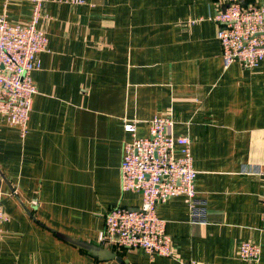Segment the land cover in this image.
<instances>
[{"label":"crops","instance_id":"obj_1","mask_svg":"<svg viewBox=\"0 0 264 264\" xmlns=\"http://www.w3.org/2000/svg\"><path fill=\"white\" fill-rule=\"evenodd\" d=\"M263 0H243L258 4ZM226 0H47L49 35L32 72L38 88L29 129L0 116V187L8 220L0 264H264V61L224 67L214 20ZM30 0H0V14L27 24ZM173 116L191 140L197 196L159 204L174 255L99 240L115 205L138 208L121 188L124 145L150 135V120ZM107 248L94 254L59 236ZM262 247L259 263L237 255Z\"/></svg>","mask_w":264,"mask_h":264},{"label":"built area","instance_id":"obj_2","mask_svg":"<svg viewBox=\"0 0 264 264\" xmlns=\"http://www.w3.org/2000/svg\"><path fill=\"white\" fill-rule=\"evenodd\" d=\"M30 1L33 9L27 24L11 22L7 13L0 14V116L17 126L22 137L27 135L34 96L38 93L31 74L41 67L40 54L49 45V35L41 27L46 19L47 0ZM214 20L218 24L224 67L227 69L235 62L249 69L260 66L264 61V0L258 4L226 0ZM149 123L150 135L146 137L136 136L135 124H126L125 129L134 132V139L125 143L120 167L122 190L141 194V206H113L106 215L99 240L171 257L172 238L167 222L158 216L159 204L183 196L192 220L198 223L207 222L206 205L197 196L198 171L190 138L173 133V116H155ZM5 193L0 187V236L3 223L8 220L3 203ZM262 202L264 205V195ZM261 252V245L253 241H243L237 249L239 258L255 263H259Z\"/></svg>","mask_w":264,"mask_h":264},{"label":"water","instance_id":"obj_3","mask_svg":"<svg viewBox=\"0 0 264 264\" xmlns=\"http://www.w3.org/2000/svg\"><path fill=\"white\" fill-rule=\"evenodd\" d=\"M134 209H137V208H134ZM59 236L65 240H68L74 244H77L79 246H84V247H87L89 248L94 254H98L100 256H102L101 254H105L104 256H112L114 257L115 254L112 253L111 251H109L107 248H103L102 246H99V245H95V244H89V243H86V242H83V241H80L76 238H72V237H69V236H65L63 234H59Z\"/></svg>","mask_w":264,"mask_h":264}]
</instances>
